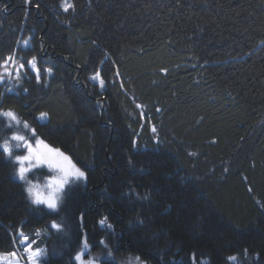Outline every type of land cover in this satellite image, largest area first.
<instances>
[{
    "label": "trees",
    "instance_id": "1",
    "mask_svg": "<svg viewBox=\"0 0 264 264\" xmlns=\"http://www.w3.org/2000/svg\"><path fill=\"white\" fill-rule=\"evenodd\" d=\"M64 1L0 0V64L40 70L0 87V112L87 177L56 217L69 234L43 238L48 264H68L81 213L92 253L103 241L117 263L264 264V0ZM13 165L0 166V253L50 223Z\"/></svg>",
    "mask_w": 264,
    "mask_h": 264
},
{
    "label": "snow or ice",
    "instance_id": "2",
    "mask_svg": "<svg viewBox=\"0 0 264 264\" xmlns=\"http://www.w3.org/2000/svg\"><path fill=\"white\" fill-rule=\"evenodd\" d=\"M74 8V5L68 3L65 0L63 9L65 12L69 9ZM27 44V42H25ZM11 63L15 67V60L12 56L6 57L3 64H0V69H3V74H0V82H3L4 76L11 77L13 72L9 70L8 65ZM31 68L35 72L34 79L37 83L40 82V70L37 68L36 60L33 58L31 61H26L20 63L19 67L16 68L15 78L20 81V69L25 67ZM46 73L51 75V69H46ZM104 81L101 79L100 84L103 85ZM26 91V89H24ZM0 116L7 118L10 122H15L16 125L23 124L25 129H29L30 137L26 138L24 135L13 134L10 138H5L3 143L0 144V166L8 167L13 165H18V170L14 171L18 175V179L23 181L24 184H31V179L28 177V173L32 172L34 169H39L41 174H47L45 171V166L47 169H54L58 175L56 178L49 181L48 187L50 191L47 195L34 191V186L28 187L27 192L29 197H32V204L38 206L36 209L37 213L43 214L44 220H50V223L46 225L44 234H48L49 230H56V233L67 236L69 233L64 231L62 228L63 221L57 222L56 217L61 215V207L63 200L68 197L72 192L74 187L79 186L78 181H86L87 177L84 171H81L74 164H71L69 157L58 149H54L46 144L42 139L37 138V133L35 129H30L26 121H21L18 116L11 110L0 112ZM47 113H41L40 119H46ZM9 128L12 124L9 123ZM10 141H16L17 148H23L25 151L23 153H13L10 147ZM35 145V147H34ZM6 154V155H5ZM70 178H74L72 183H70ZM67 186V190L65 191ZM60 193H63V198ZM107 218H103L99 221L107 229H111L112 225L106 223ZM43 222V221H40ZM137 223H143L137 219ZM84 224V213L79 216V224L77 231V239L74 245V250L71 255V259L68 264H94L93 259L85 261V255H91V249L87 234L83 232L82 226ZM35 237H39L41 232L39 230L35 231L33 234ZM16 241L21 245V252L25 254L24 258L28 261V264H42L41 258H43V264H48L46 250L41 248L34 250L32 244L36 243L33 239L32 243H29V236L25 235L22 231L17 233L15 237ZM98 245H103L104 252L103 255L106 260L111 259V250L108 246L104 244L103 241H99ZM12 257H16V253H10ZM99 257H97L98 259ZM258 258V257H257ZM230 260H235V257H229ZM0 264H3V259L0 258ZM14 264H19V260H15ZM114 264V261H113Z\"/></svg>",
    "mask_w": 264,
    "mask_h": 264
},
{
    "label": "rangeland",
    "instance_id": "3",
    "mask_svg": "<svg viewBox=\"0 0 264 264\" xmlns=\"http://www.w3.org/2000/svg\"><path fill=\"white\" fill-rule=\"evenodd\" d=\"M67 2L70 3L71 1L67 0ZM64 3H65V1L63 2V5H64ZM25 42H27V44H25ZM29 44H30L29 40H25V41L22 42V47L23 48H28ZM18 67H19V64H18V62L16 60H15V67H13V65L11 63H9L8 68H9L10 71L13 72V75L11 77H8L6 75L4 76L3 82H0V87L3 90L11 91L13 89L14 83H16V81H17L16 78H15V71H16V68H18ZM29 71L31 73L35 74V72L31 68H29ZM26 75H27V73H26L25 69H20V76H21L20 80H22V78L25 77ZM5 119L7 120L8 123H11L12 126L15 128V131L11 132L5 138H10L13 134L24 135L26 138L30 137L29 129H25L23 127L22 123L20 125H16L15 122H10L7 118H5ZM29 128L31 129L30 125H29ZM37 138L41 139L38 136H37ZM45 143L47 144V142H45ZM16 144H17L16 141H10V147H11L13 153L14 154L15 153H23L25 150L22 147L21 148H17ZM48 145L50 147L54 148V149H57V148L51 146L50 144H48ZM34 147H35V145H34ZM66 156L69 157V160L71 161V164H74L77 168H79L81 171H83L72 160V158L69 155H66ZM17 170H18V165H17ZM45 171H46L47 174H41L39 169H34L32 172H29L27 175L31 179V184H25L26 188L34 186V191L35 192H39V193H42L44 195H47L48 192L50 191V189L48 187L49 181L54 179V178H56L58 173L54 169H47L46 166H45ZM73 179L74 178H70V183H72ZM66 188H67V186H66ZM65 191H66V189H65ZM60 195L63 198V193H60ZM30 199L32 201V197H30ZM40 232H41V235L39 237H35V236L34 237H30V235L24 233L25 235L29 236V241H28L29 243H32L33 239L36 240V243L32 244V247H33L34 250H38V249H41V248L46 250V246L44 244L43 238H44V240H46L47 237L49 236V232H48V234H44L45 231H43V230H41ZM13 252L16 253V257H12L11 255H9L10 253H13ZM13 252L0 253V258L3 259V264H14V261L17 260V259L19 260V264H28V261L24 258L25 254L21 252V245L18 242H17V248ZM46 253H47V250H46ZM97 257H99V258L97 259ZM84 259H85V261H87L89 259H93L94 260V264H98L100 261H102L104 259V257L102 255L96 253V252L92 253V251H91V255L90 256L87 255V257H84ZM111 259H112V261L117 263V260L115 258L111 257ZM41 262L43 263V258H41ZM117 264H144V263H141L139 260H137L136 258L132 257V258H128L127 260H122L120 263L118 262Z\"/></svg>",
    "mask_w": 264,
    "mask_h": 264
}]
</instances>
